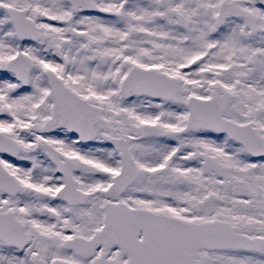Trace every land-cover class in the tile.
<instances>
[{
    "label": "snow or ice",
    "instance_id": "obj_1",
    "mask_svg": "<svg viewBox=\"0 0 264 264\" xmlns=\"http://www.w3.org/2000/svg\"><path fill=\"white\" fill-rule=\"evenodd\" d=\"M0 264H264V0H0Z\"/></svg>",
    "mask_w": 264,
    "mask_h": 264
}]
</instances>
